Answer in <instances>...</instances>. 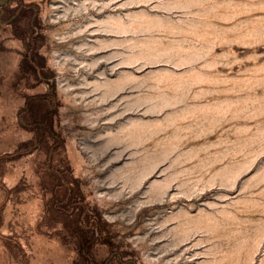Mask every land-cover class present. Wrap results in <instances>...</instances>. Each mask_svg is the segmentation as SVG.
Wrapping results in <instances>:
<instances>
[{
    "label": "rangeland",
    "instance_id": "rangeland-1",
    "mask_svg": "<svg viewBox=\"0 0 264 264\" xmlns=\"http://www.w3.org/2000/svg\"><path fill=\"white\" fill-rule=\"evenodd\" d=\"M0 264H264V0H0Z\"/></svg>",
    "mask_w": 264,
    "mask_h": 264
},
{
    "label": "bare ground",
    "instance_id": "bare-ground-1",
    "mask_svg": "<svg viewBox=\"0 0 264 264\" xmlns=\"http://www.w3.org/2000/svg\"><path fill=\"white\" fill-rule=\"evenodd\" d=\"M10 43V42H9ZM11 44V43H10ZM20 44V43H19Z\"/></svg>",
    "mask_w": 264,
    "mask_h": 264
}]
</instances>
